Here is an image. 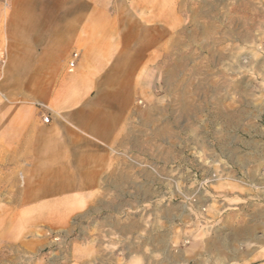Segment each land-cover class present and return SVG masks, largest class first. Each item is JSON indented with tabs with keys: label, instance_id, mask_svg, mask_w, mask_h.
<instances>
[{
	"label": "crops",
	"instance_id": "crops-1",
	"mask_svg": "<svg viewBox=\"0 0 264 264\" xmlns=\"http://www.w3.org/2000/svg\"><path fill=\"white\" fill-rule=\"evenodd\" d=\"M183 11L175 0H0V248L18 243L38 253L50 246L57 260L61 250L43 231L58 229L72 236L64 264H244L264 257V207L239 225L230 222L232 205L216 193L225 195L227 185L204 189L212 200L202 221L188 206L175 215L172 205L100 202L158 196L157 173L146 174L151 187L144 189L136 158L144 142L167 150L153 164L166 167L167 180L174 173L175 112L144 110L143 103L160 102V71L175 68L160 58L174 59ZM239 113L251 119L243 126L249 139L237 142L239 122L226 120L230 134L211 162L255 183L264 127H256L253 111ZM214 174L208 168L206 179ZM47 199H63L56 221L46 218ZM176 220L185 223L183 235ZM239 246L247 248L243 257Z\"/></svg>",
	"mask_w": 264,
	"mask_h": 264
},
{
	"label": "rangeland",
	"instance_id": "rangeland-1",
	"mask_svg": "<svg viewBox=\"0 0 264 264\" xmlns=\"http://www.w3.org/2000/svg\"><path fill=\"white\" fill-rule=\"evenodd\" d=\"M175 1L182 3L184 9L185 33L176 39L174 59L166 56L160 58L164 68L167 64L170 67L173 60L175 68L160 71L157 88L160 102L157 105H151L149 101L143 103L144 110L157 108L175 112L174 173L167 180L166 167L153 164L157 153L165 154L167 150H151L150 143L144 142L142 154L136 157L143 170L144 189L151 187L150 174L157 173L159 182L155 186L158 196L143 199L112 197L100 199V202L105 200L112 206H131L134 209L139 202L143 207L172 205L175 215L188 206L202 221L212 200L204 189L213 184H224L229 187L225 192L227 195L222 196L223 190L218 189L217 199L232 205L226 211V216L230 217V222L239 225L249 214L264 207V166H255L259 181L253 183L242 175L236 176V169L212 165L211 161L220 158L215 146L224 143L225 137L230 134L225 126L226 120L229 123L239 122L237 142L241 144L242 140L249 139L243 126L251 119L235 117V110L238 113L253 111L256 127H264V0ZM254 137L255 140L260 138L256 131ZM145 138H149V135ZM183 160L189 165L183 166ZM208 168L215 172L212 180L206 179ZM233 185L238 186L240 191H232L230 186ZM252 190L255 192L248 196V191L250 193ZM167 191L169 197L166 196ZM228 195L233 200L231 204L226 201ZM47 201V209L51 212L46 214V218L56 221L61 215L55 210L59 209L63 199ZM147 217L149 219L150 215L147 214ZM184 224L181 220L174 222L176 234L183 235ZM43 235L61 250L59 259L54 258L55 252L50 246L38 253H26L20 244L11 243L0 248V264H64L66 259L63 263L61 256L67 257L69 254L72 238L69 231L47 229ZM190 240V237H186L181 247H188ZM239 249L240 256H245L247 248L239 246ZM255 262L264 264V257L256 254L253 260L241 263Z\"/></svg>",
	"mask_w": 264,
	"mask_h": 264
},
{
	"label": "built area",
	"instance_id": "built-area-1",
	"mask_svg": "<svg viewBox=\"0 0 264 264\" xmlns=\"http://www.w3.org/2000/svg\"><path fill=\"white\" fill-rule=\"evenodd\" d=\"M3 60H4V59H3V56H2L1 53H0V63H2ZM70 66H74V62H71V63H70ZM43 120H44L45 123H49V121H50L49 117H44Z\"/></svg>",
	"mask_w": 264,
	"mask_h": 264
}]
</instances>
